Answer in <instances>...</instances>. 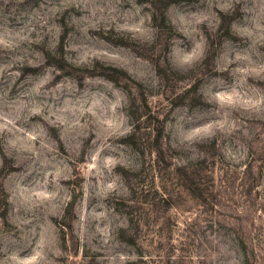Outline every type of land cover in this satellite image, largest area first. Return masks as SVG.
I'll use <instances>...</instances> for the list:
<instances>
[{
  "label": "rangeland",
  "instance_id": "rangeland-1",
  "mask_svg": "<svg viewBox=\"0 0 264 264\" xmlns=\"http://www.w3.org/2000/svg\"><path fill=\"white\" fill-rule=\"evenodd\" d=\"M0 264H264V0H0Z\"/></svg>",
  "mask_w": 264,
  "mask_h": 264
}]
</instances>
